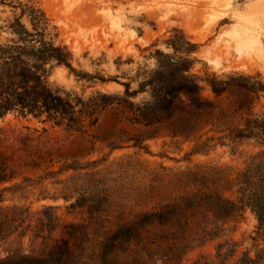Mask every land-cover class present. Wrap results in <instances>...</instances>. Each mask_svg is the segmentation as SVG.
Instances as JSON below:
<instances>
[{"label":"rangeland","instance_id":"1","mask_svg":"<svg viewBox=\"0 0 264 264\" xmlns=\"http://www.w3.org/2000/svg\"><path fill=\"white\" fill-rule=\"evenodd\" d=\"M27 8L70 52L48 81L72 97L143 105L151 94L141 83L167 55L191 61L205 97L213 78L264 83V0H0V42L16 18L33 29ZM116 107L82 130L0 115V264H264V222L232 204H243L237 178L264 149L232 141L225 128L240 119L173 136ZM252 112L264 117V89ZM66 243L74 255L57 261L51 251Z\"/></svg>","mask_w":264,"mask_h":264},{"label":"trees","instance_id":"2","mask_svg":"<svg viewBox=\"0 0 264 264\" xmlns=\"http://www.w3.org/2000/svg\"><path fill=\"white\" fill-rule=\"evenodd\" d=\"M1 1L5 3L6 0ZM27 9L31 11L33 29H29L21 17L16 18L11 23L14 37L8 42H0V115L8 111L38 118L45 115V121L82 130L84 118H93L101 108L117 104V116L131 108L135 112L133 121L146 126L165 125L173 136L184 137L192 136L208 124L219 128L238 117L240 120L234 128H225L230 130L228 136L232 141L253 139L264 146V117L252 112L255 94L264 89V83L252 76L229 77L227 80L213 78L209 83L214 97H205L200 80L187 73L191 61H180L167 55L164 57L168 61L161 63L155 71L147 72L141 83V90L148 89L151 94V100L143 105L136 106L128 99L109 94L83 100L53 88L48 81L53 62L70 66L71 54L66 47L46 39L42 27L44 15L34 8ZM225 93H229L227 103L223 100ZM236 184L241 194L239 202L243 204H232L237 209L251 205L261 223L264 222V149L240 173ZM51 254L59 261L65 255L73 256L74 249L67 243L57 244ZM250 263L257 262L251 260Z\"/></svg>","mask_w":264,"mask_h":264}]
</instances>
